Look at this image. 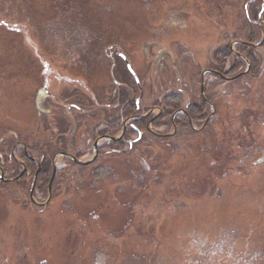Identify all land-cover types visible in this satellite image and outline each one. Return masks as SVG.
Returning a JSON list of instances; mask_svg holds the SVG:
<instances>
[{
	"label": "rangeland",
	"instance_id": "1",
	"mask_svg": "<svg viewBox=\"0 0 264 264\" xmlns=\"http://www.w3.org/2000/svg\"><path fill=\"white\" fill-rule=\"evenodd\" d=\"M260 8L263 0H0V154L26 147L50 166L55 155L59 171L43 209L27 182L0 190V264H264V48L244 49L253 70L234 43L263 40ZM211 69L251 73L204 75L215 108L205 128L149 126L172 138L145 134L130 150L112 142L85 168L57 153L92 160L94 129L111 114L118 122V109L88 113L93 99L122 102L124 92L145 111L181 91L182 107L201 103Z\"/></svg>",
	"mask_w": 264,
	"mask_h": 264
},
{
	"label": "flooded vegetation",
	"instance_id": "2",
	"mask_svg": "<svg viewBox=\"0 0 264 264\" xmlns=\"http://www.w3.org/2000/svg\"><path fill=\"white\" fill-rule=\"evenodd\" d=\"M119 57L126 64L124 57L121 55H119ZM126 67H127V64H126ZM127 71L129 72L128 68H127ZM44 91L45 93H47L46 89ZM172 94L183 95L181 91L173 92ZM200 99H201L200 102L203 106L208 105L209 108L212 107V105L207 100L205 93L202 94V92H200ZM118 100L120 101V96L118 97ZM92 101L95 105V108H93V110L89 111L88 113H94L96 109L102 108V106H105L104 108L106 109L113 108V109L119 110V114H118L119 116H118L117 123H115L117 118L113 116V114L110 113L111 120H109L107 125L105 127L104 125L102 127L97 126L94 129L93 150H94V153L97 152L96 160L98 159L99 156H101L103 152H105V150L110 152L109 146H110V143L112 142H113V145L118 144L119 147L129 146L128 150H130L133 147L134 143H138L142 139L146 138V137L145 138L143 137V135L145 134H149L155 138H160V139L170 138L171 136L169 134V131L168 133H166L165 131L162 132L161 130H159L158 132L157 131L152 132L151 129L149 130L150 128L149 126L154 127L153 122L158 117L163 115L164 106L154 105L150 110L144 111V109L142 110L140 106L136 104V102L133 105L130 104V100L123 101V102H116V103L115 101L112 100V101H109L107 105L99 104L96 99H93ZM110 103H113V104H110ZM196 106L197 105L194 103V101L189 99L186 101V104L184 105V107L181 106L180 108L175 110V112L170 117V122L172 124V127H171L172 130L176 129V132H177L178 127H177L176 121L178 117L180 116H184L186 119H189L191 128H193L195 124L193 123L192 118L189 115V112L191 109L193 110V108ZM203 106L202 107L198 106L201 109V115H200L201 117L205 113L203 110L204 108ZM71 109L72 108L69 109V112L71 111ZM155 109L158 110L157 115L154 112H152ZM76 110H78L80 113H83V114L87 113V112L84 113V109L81 107L76 108ZM210 114H211V111H210ZM208 118H206V120ZM136 123H138V125H136ZM204 123L205 122H203L202 125L201 124L200 125L203 126ZM154 129H157V128L154 127ZM117 133H120V135L118 137H115ZM112 138H118L119 140L117 142H114V141H111ZM101 140L107 141L108 144L99 145ZM62 153H66V152H62ZM18 155L19 156H15L13 153L12 154L10 153V157L6 159L4 158L3 154H0V190L3 189V187L7 185H11L12 187L19 188L21 184H23L24 182H27L30 186L29 195L33 187H34V194H35L39 192L37 188H41L42 186H44L43 188H45L46 195L48 196L49 186L52 183V189H53L55 183L57 182V174L59 172L55 166V161H54L55 155L53 156V159L51 161V166L47 162L48 159L45 155H43L41 158H37L36 156L31 155L26 147L24 148L22 147ZM64 158L66 159L67 163H70L69 166H72L71 163L75 164L68 157H64ZM77 158L79 160L81 159L79 156ZM32 167H34V169ZM10 170L12 172H9ZM54 170L56 171V175L52 182V175H53ZM21 173H23V175L19 177ZM42 175H43V178H41V181H40V177ZM41 194L44 195L45 193L42 192ZM31 203L33 206H36L39 209H43L44 207L48 205V204L42 205L43 203H39L35 200L34 201L31 200Z\"/></svg>",
	"mask_w": 264,
	"mask_h": 264
},
{
	"label": "trees",
	"instance_id": "3",
	"mask_svg": "<svg viewBox=\"0 0 264 264\" xmlns=\"http://www.w3.org/2000/svg\"><path fill=\"white\" fill-rule=\"evenodd\" d=\"M254 3H256L255 1L254 2H251L250 3V5L252 6ZM260 10H261V8H260ZM259 10V11H260ZM249 22H251L250 20H248V23ZM251 24V23H250ZM238 42H245L244 40L242 41H238ZM247 43H254V42H252V39H249L248 41H247ZM237 47H238V52L240 53V54H244V52H245V50H247V49H249V48H253V47H251V46H249V45H246V44H243V43H238L237 44ZM259 48H264V43L259 47ZM245 49V50H244ZM253 49H256V48H253ZM227 52H226V57L225 58H230L231 56H234V54L233 53H231L230 54V51H229V48H228V50H226ZM245 55H246V57L251 61V64H252V69L254 70V68H255V66H253V63H254V65H255V60L252 58L253 56L252 55H249V54H246V52H245ZM252 56V57H251ZM237 58V57H236ZM238 59V58H237ZM239 60V63H241L242 64V62L240 61V59H238ZM223 64H227L226 62H224ZM241 64H238V66L240 67L241 66ZM214 70H217V71H220V69H214ZM231 70H233V68H231ZM252 71V70H251ZM236 73V72H235ZM234 73V74H235ZM251 73V72H250ZM250 73H248V74H246V76L247 75H249ZM224 75H226V76H228V75H231V72H227V73H225ZM245 76V75H244ZM244 76H241V77H238V78H236L235 80H239L240 78H242V77H244ZM232 77V76H231ZM234 80V81H235ZM225 81V80H224ZM126 88H127V86H126ZM133 91L131 90V93H132ZM128 93H130V91L128 92ZM119 96H120V101H128L127 100V98L125 97V93L124 92H121V94H119ZM118 96V97H119ZM207 100L209 101V103L213 106V103H212V101H211V98H209V97H207ZM130 104H134L133 102H132V100H130ZM197 106L196 107H194L193 108V110L191 109L190 110V112H189V115H190V117L192 118V121H193V123L194 124H198V125H200V124H202L203 122H205V120H206V118H208V116H210L209 114H210V108H209V106L208 105H202L201 103H199V102H197V103H195ZM155 106H164V112H163V115L162 116H160V117H158L154 122H153V126L154 127H156V128H162V129H164V128H166V129H169V128H171L172 127V124H171V122H170V117L172 116V114L175 112V110H177L178 108H180L181 106H182V95L181 94H169V95H166V96H164L161 100H159L158 102H156L155 104H154ZM198 106H203L204 108H203V110H204V115L201 117L200 115H201V109L198 107ZM134 110V109H133ZM215 116H213L212 117V119H210V121L208 122V124H207V126L212 122V120H213V118H214ZM181 122V123H180ZM139 123V122H138ZM138 123H136V125H138ZM176 124H177V127L178 128H180V129H182V128H189V129H191L192 131H193V129L191 128V124H190V122H189V119H186L184 116H180V117H178V119H177V121H176ZM194 132V131H193ZM150 137H152V138H154V139H159V140H165V141H167L168 139L170 140L172 137H170V138H166V139H160V138H155V137H153V136H151L150 135ZM60 152V151H59ZM71 165L72 166H74L75 165V167H79V165H76V164H72L71 163ZM82 168H85V167H88V166H81ZM30 168H31V166H30ZM33 169H34V167H32ZM32 169V170H33ZM41 178H43V175L40 177V181H41ZM56 184V183H55ZM44 186H42L41 188H37V190L40 192L41 191V193L43 192V193H45L46 194V190H45V188H43ZM54 187H55V185H54ZM54 187H53V189H52V192L54 191Z\"/></svg>",
	"mask_w": 264,
	"mask_h": 264
},
{
	"label": "water",
	"instance_id": "4",
	"mask_svg": "<svg viewBox=\"0 0 264 264\" xmlns=\"http://www.w3.org/2000/svg\"><path fill=\"white\" fill-rule=\"evenodd\" d=\"M262 11H264V3H263ZM260 20H262V19H260ZM263 41H264V38H263V40H262L260 43H258V44H256V45H255V44H250V43H245V44H247V45H249V46H251V47H253V48H256V47H260V46L262 45ZM127 64H128V67H129L130 71L133 73V75H134V77L136 78L137 83H138V85H139L138 79H137L136 75L134 74V72L132 71V69H131V67H130V64H129V63H127ZM207 73L215 74V75H217V76H219V77H221V78H227V77L223 76L222 74H220V73H218V72H216V71H213V70H205V71L203 72V74H202V78H204V75L207 74ZM245 74H247V72L244 73V74H241V75H239V76H237V77H235V78H233V79H236V78H238V77H240V76H242V75H245ZM139 88H140V86H139ZM201 92H202V94L204 93V81H202ZM214 113H215V108H214L213 113H212L211 116L208 118V120H206L205 124L202 126L201 129H203V128L206 126V124L208 123V121L213 117ZM117 140H119V139H118V138H112V139H111V141H117ZM95 147H96V146H95ZM59 154H60L61 156H64V157H69V158H71L72 161H74L76 164H79V165H89V164H91V163L97 158V152H96L94 158H93L91 161H88V162H81V161L78 160L76 157L71 156V155H69V154H67V153H59ZM22 175H23V173H21V174L19 175V177H21ZM55 175H56V171L54 170V171H53V175H52V182H53V180H54V178H55ZM33 194H34V187L31 189V192H30L31 199L34 201V199H33ZM51 196H52V183H51V185L49 186L48 199H47V201H46L44 204H42V205H47V204L49 203L50 199H51Z\"/></svg>",
	"mask_w": 264,
	"mask_h": 264
}]
</instances>
